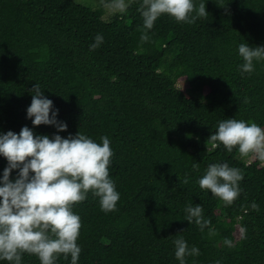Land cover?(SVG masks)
Masks as SVG:
<instances>
[{"label": "trees", "instance_id": "16d2710c", "mask_svg": "<svg viewBox=\"0 0 264 264\" xmlns=\"http://www.w3.org/2000/svg\"><path fill=\"white\" fill-rule=\"evenodd\" d=\"M142 2L129 0L105 20L104 5L0 0V134L28 126L50 138L78 131L101 144L109 138L120 199L107 213L91 192L73 205L82 224L77 264H180L177 238L199 249L185 264H264V162L207 145L225 119L264 128V60L242 72L238 50L264 46V0H193L205 3L206 18L189 24L163 14L147 41ZM97 34L103 43L91 50ZM36 83L67 130L33 125L27 108ZM225 162L243 174L231 205L198 183L210 164ZM7 166L0 155V181ZM196 204L210 221L203 229L186 220V206ZM21 264L41 262L23 253ZM55 264H71L70 255Z\"/></svg>", "mask_w": 264, "mask_h": 264}, {"label": "clouds", "instance_id": "9594fccd", "mask_svg": "<svg viewBox=\"0 0 264 264\" xmlns=\"http://www.w3.org/2000/svg\"><path fill=\"white\" fill-rule=\"evenodd\" d=\"M111 7L123 12L127 5L125 0H112ZM140 11L145 29L142 41H147V30L152 29L163 14L189 24L208 15L205 3L197 7L193 0H143ZM102 43V35L97 34L90 49L95 50ZM238 50L244 60L242 72L251 73L253 61L264 60V46L253 48L241 43ZM31 92L33 97L27 115L34 118L33 125H55L59 131L67 130V124L57 120L59 110L52 111L53 101L44 96L39 83ZM101 140L102 144L97 143L80 131L67 138L59 134L53 138L34 135L28 126L19 133L0 134V155L8 161L0 181V260L21 264L22 254L28 253L38 256L41 264H55L62 254L65 258L70 255L71 264H77L81 253L77 241L82 224L73 205L84 201L91 192L99 198L101 210L107 213L116 209L120 199L109 176L113 156L110 140L107 136ZM217 142L229 153L238 147L241 156L255 153L264 162V128L254 122L234 118L220 121L207 145L215 148ZM13 169H19L14 181L10 179ZM242 179L238 168L226 162L213 163L198 183L201 189L210 190L226 205H231L240 195ZM183 183H188L187 178ZM251 207L259 210L255 202ZM185 211L186 220L195 221L201 229L210 223L204 220L200 204L188 205ZM174 243L180 264H185L188 255H199V249L195 246L189 249L183 238H177ZM225 243L232 246L231 241L225 240Z\"/></svg>", "mask_w": 264, "mask_h": 264}, {"label": "rangeland", "instance_id": "374dc122", "mask_svg": "<svg viewBox=\"0 0 264 264\" xmlns=\"http://www.w3.org/2000/svg\"><path fill=\"white\" fill-rule=\"evenodd\" d=\"M79 3H82L88 7H92V8H97L100 5H104L105 7V14H104V18L105 20H111L116 14H120L123 13L121 12L119 9H115L113 7H111L112 4V0L109 2H104L103 0H76ZM126 5L129 4V0H125ZM256 156H258L257 154L255 156H253L252 158H255ZM242 233V229H239L237 231V234L240 235Z\"/></svg>", "mask_w": 264, "mask_h": 264}]
</instances>
